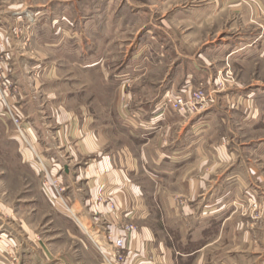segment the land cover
Segmentation results:
<instances>
[{"label":"rangeland","instance_id":"rangeland-1","mask_svg":"<svg viewBox=\"0 0 264 264\" xmlns=\"http://www.w3.org/2000/svg\"><path fill=\"white\" fill-rule=\"evenodd\" d=\"M240 39L264 42V0H0L1 73L10 71L12 83L0 79V264L104 262L90 248L89 233L83 253L68 234L81 230L80 223L61 184L65 168L54 171L45 139L56 134L66 146L72 140L58 117L65 123L74 117L78 126L96 120L86 130H100L109 149L128 145L136 152L138 142L117 132L137 127L141 113L124 104V84L132 83L126 90L137 94L141 81L150 92L188 73L198 82L184 85L183 76L179 88L191 95L204 91L208 105L189 117L167 114L188 121L211 115L204 127L211 191L218 188L219 213L229 217L220 254L236 255L239 264H264V100L254 117L244 111L245 95L237 94L264 87V58L231 57L229 44ZM6 104L20 116L24 135ZM51 180L66 203L45 186Z\"/></svg>","mask_w":264,"mask_h":264},{"label":"crops","instance_id":"crops-1","mask_svg":"<svg viewBox=\"0 0 264 264\" xmlns=\"http://www.w3.org/2000/svg\"><path fill=\"white\" fill-rule=\"evenodd\" d=\"M244 41L229 44L233 45L231 57L239 61L264 58L263 41L253 40L248 44ZM239 42L241 45L237 47ZM249 53L251 57H247ZM183 76H175L166 85L155 84L150 92L149 86L139 81L138 95L126 90L127 84L132 83L124 84V104L142 114H137L139 122L135 121L137 127L132 129L135 132L128 127L122 133L117 132L124 138L127 136L130 143L138 142L140 148L134 147L136 152L128 145L109 149V140L100 130H86L96 125V120L78 126L74 117L66 123L58 117V122L69 127L67 132L72 140L65 141L69 142L66 146L63 137L58 139L56 134L45 139L49 144L44 149L53 152L49 160L56 167L54 171L65 168L61 184L67 189V202L81 228L77 232L68 230V234L76 238L81 253L88 248L84 231L92 239L93 253L101 254L97 244L109 251V234L120 236L125 226L133 224L137 231L127 238L129 264H239L236 255L229 258L225 251L224 255L220 254L219 245L229 217L219 213L218 207L223 202L215 198L218 188L211 191L212 166L207 160L212 157V150L206 145L209 135L204 129L211 115L204 113L190 121L173 114L161 116L152 103L154 96L187 91L188 87L179 88ZM184 78L182 83L191 85L199 77L188 73ZM237 94L245 95L244 111H254V117L261 114L259 105L264 100V87H251ZM132 98L137 103H132ZM233 113L238 116L239 109ZM126 118L127 124L133 126L130 115ZM67 155L70 162H64ZM212 232L216 234L212 236ZM213 253L217 256H212ZM68 263L64 259L60 261V264Z\"/></svg>","mask_w":264,"mask_h":264},{"label":"built area","instance_id":"built-area-1","mask_svg":"<svg viewBox=\"0 0 264 264\" xmlns=\"http://www.w3.org/2000/svg\"><path fill=\"white\" fill-rule=\"evenodd\" d=\"M6 65L5 58L0 55V79L4 78L6 83H4V86L12 85L11 81L9 80L10 77V71L4 72L1 71L3 69V65ZM8 90V89H7ZM207 94L202 91H196L187 94L186 92H180V93H166L162 100L156 105V111L161 115L164 116L168 112H174L180 116H192L195 114H198L201 109H204L207 103ZM206 97V98H205ZM8 113L13 121V123L18 128L21 135H24V131L22 129L23 122L20 118V116L13 111V109L7 105ZM133 118H136V115L133 116ZM49 176V175H48ZM50 177V176H49ZM51 178V177H50ZM46 187L51 186L53 187L59 197L63 200L61 189H58L57 181H50L46 185ZM65 189H62V192H64ZM64 201V200H63ZM64 203H66L64 201ZM67 208H70L67 206ZM111 208L114 209V205H111ZM70 212L71 209H69ZM77 219V218H76ZM78 221V219H77ZM79 222V221H78ZM137 231V228L133 224H129L123 228V233L120 236L114 237L111 235V233L108 236V241L110 244V250L106 251L105 249L101 248L99 244H97V248L99 249L101 255L104 258L105 264H129V255H128V249H127V238L130 234Z\"/></svg>","mask_w":264,"mask_h":264},{"label":"bare ground","instance_id":"bare-ground-1","mask_svg":"<svg viewBox=\"0 0 264 264\" xmlns=\"http://www.w3.org/2000/svg\"><path fill=\"white\" fill-rule=\"evenodd\" d=\"M82 223V222H81ZM85 223V222H84ZM86 224V223H85Z\"/></svg>","mask_w":264,"mask_h":264}]
</instances>
